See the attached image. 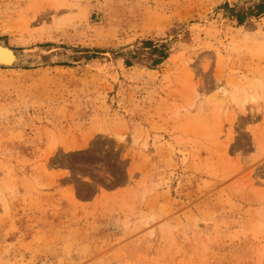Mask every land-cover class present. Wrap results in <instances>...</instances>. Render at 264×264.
I'll use <instances>...</instances> for the list:
<instances>
[{
    "label": "rangeland",
    "instance_id": "1",
    "mask_svg": "<svg viewBox=\"0 0 264 264\" xmlns=\"http://www.w3.org/2000/svg\"><path fill=\"white\" fill-rule=\"evenodd\" d=\"M263 1L0 0V264H264Z\"/></svg>",
    "mask_w": 264,
    "mask_h": 264
},
{
    "label": "water",
    "instance_id": "2",
    "mask_svg": "<svg viewBox=\"0 0 264 264\" xmlns=\"http://www.w3.org/2000/svg\"><path fill=\"white\" fill-rule=\"evenodd\" d=\"M24 55L17 48L10 46L4 41H0V66L13 68L23 65Z\"/></svg>",
    "mask_w": 264,
    "mask_h": 264
},
{
    "label": "trees",
    "instance_id": "3",
    "mask_svg": "<svg viewBox=\"0 0 264 264\" xmlns=\"http://www.w3.org/2000/svg\"><path fill=\"white\" fill-rule=\"evenodd\" d=\"M256 8H257L256 15H260V14H262V13L264 12V1H263L262 3H260V4H258V5L256 6ZM237 17H238V20H239L240 23H243V22L245 21V19H246V18H245L244 16H242V15H238Z\"/></svg>",
    "mask_w": 264,
    "mask_h": 264
},
{
    "label": "bare ground",
    "instance_id": "4",
    "mask_svg": "<svg viewBox=\"0 0 264 264\" xmlns=\"http://www.w3.org/2000/svg\"><path fill=\"white\" fill-rule=\"evenodd\" d=\"M1 67V66H0ZM6 68V67H5Z\"/></svg>",
    "mask_w": 264,
    "mask_h": 264
}]
</instances>
